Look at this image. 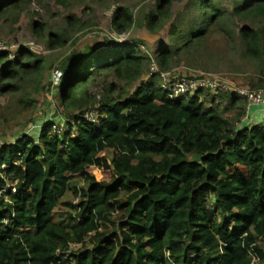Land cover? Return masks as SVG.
<instances>
[{"label": "trees", "instance_id": "trees-1", "mask_svg": "<svg viewBox=\"0 0 264 264\" xmlns=\"http://www.w3.org/2000/svg\"><path fill=\"white\" fill-rule=\"evenodd\" d=\"M172 1H157L148 32ZM21 2L0 0V8ZM197 2L204 25L223 16L212 0ZM233 13L264 22V0H244ZM132 22L126 9L114 11L117 32ZM203 30L188 32L184 46ZM238 33L248 55L264 52V26ZM175 53L160 47L152 58L125 44L91 45L60 64L54 88L66 128L51 134L58 126L48 119L36 139L0 144V264H264V122L238 126L245 100L224 90L168 98L155 80ZM14 55L0 53L2 94L44 68L29 48ZM153 61L160 71L137 83ZM102 73L114 82L96 99L89 87ZM217 98L228 104L221 109ZM236 106L232 119L224 115ZM71 244L80 248L67 252Z\"/></svg>", "mask_w": 264, "mask_h": 264}, {"label": "rangeland", "instance_id": "rangeland-1", "mask_svg": "<svg viewBox=\"0 0 264 264\" xmlns=\"http://www.w3.org/2000/svg\"><path fill=\"white\" fill-rule=\"evenodd\" d=\"M157 1L62 0L57 3L55 0H22L16 8L1 7L0 51L10 52L13 56L18 48H29L43 60L44 68L41 73L22 77L15 85L16 91L0 93V144L11 142L23 134L36 139L40 125L48 119L58 126L51 134L66 128V115L54 88L59 82L52 72L60 71V64L66 58L73 54L78 57L79 51L91 45L125 44L133 47L136 54L152 58L158 48L167 47L176 53L168 61L166 69H158L172 78H179L180 74L211 75L235 90H254V86L262 84L264 52L257 58L248 55L238 29L258 30L264 22L260 18L240 17L233 13L244 0H212L223 16L208 26L202 23L203 10L197 0H173L170 9L165 12L166 16L151 33L147 31L145 21ZM116 9H126L133 19L132 24L120 33L112 26ZM33 23H38L40 27L33 26ZM199 29H204L202 36L184 46L187 33ZM172 30H177V35L171 36ZM52 40L54 43L50 44ZM154 63L157 64L156 61ZM150 69L148 65L137 83L150 76ZM106 81L114 82L111 73H102L89 87L97 95L96 99L104 93ZM163 81L161 76L155 80L159 84ZM216 103H220L221 109L228 104L218 98ZM239 105L242 107V104ZM236 109L237 106L224 115L232 119ZM92 174L100 181L109 179L107 172L95 170ZM72 183L84 186L76 179ZM70 196L67 194L60 201H67ZM64 211L61 206L56 209L57 214ZM261 245L264 247V241ZM86 247L91 248V245L86 244Z\"/></svg>", "mask_w": 264, "mask_h": 264}, {"label": "built area", "instance_id": "built-area-1", "mask_svg": "<svg viewBox=\"0 0 264 264\" xmlns=\"http://www.w3.org/2000/svg\"><path fill=\"white\" fill-rule=\"evenodd\" d=\"M0 53H5L8 55V58L12 60L15 56L11 55V53L6 51H0ZM151 67V74L158 72V68L155 63L150 64ZM52 74L56 77L57 82H60L62 73L58 70H55L52 72ZM159 76L163 78V83L161 84V87L164 91H166L167 97L170 99L176 98L179 95H186V94H192L195 91L203 90V91H210V92H217L218 90H224L227 92H231L234 94H237L239 97L243 98L245 100V104L247 109L249 107H264V88L263 89H257V90H246L242 88L241 90L233 89L232 87H229L228 85L224 83H220L217 81V78L211 75H205V76H197L193 78H186V77H170V75H165L164 72H159ZM59 84V83H57ZM85 116L87 119H93L94 118V112H87L85 113ZM238 126L242 127V122L239 123ZM57 132V131H55ZM4 167V166H2ZM8 188H10L11 193H13L15 190L12 187V185H7ZM79 245L71 244L69 245V250L67 252H72L77 250V247ZM75 248V249H74ZM67 255V253H65ZM252 261L256 263L255 257L252 258Z\"/></svg>", "mask_w": 264, "mask_h": 264}, {"label": "crops", "instance_id": "crops-1", "mask_svg": "<svg viewBox=\"0 0 264 264\" xmlns=\"http://www.w3.org/2000/svg\"><path fill=\"white\" fill-rule=\"evenodd\" d=\"M242 126H250L264 122V107H249L245 105V117L242 118Z\"/></svg>", "mask_w": 264, "mask_h": 264}, {"label": "clouds", "instance_id": "clouds-1", "mask_svg": "<svg viewBox=\"0 0 264 264\" xmlns=\"http://www.w3.org/2000/svg\"><path fill=\"white\" fill-rule=\"evenodd\" d=\"M245 117V116H244ZM10 185H12V184H10Z\"/></svg>", "mask_w": 264, "mask_h": 264}]
</instances>
